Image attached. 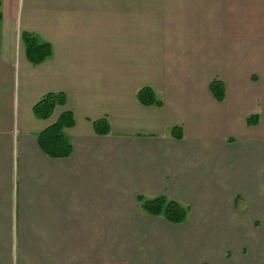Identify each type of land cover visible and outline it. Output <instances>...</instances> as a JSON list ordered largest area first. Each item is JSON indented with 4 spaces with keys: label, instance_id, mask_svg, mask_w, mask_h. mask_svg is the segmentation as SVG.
<instances>
[{
    "label": "crops",
    "instance_id": "1",
    "mask_svg": "<svg viewBox=\"0 0 264 264\" xmlns=\"http://www.w3.org/2000/svg\"><path fill=\"white\" fill-rule=\"evenodd\" d=\"M0 10V264H264V0ZM22 32L50 57L28 62ZM48 93L65 105L39 119ZM64 111L71 151L55 157L41 134ZM159 195L190 207L184 222L141 210Z\"/></svg>",
    "mask_w": 264,
    "mask_h": 264
},
{
    "label": "trees",
    "instance_id": "2",
    "mask_svg": "<svg viewBox=\"0 0 264 264\" xmlns=\"http://www.w3.org/2000/svg\"><path fill=\"white\" fill-rule=\"evenodd\" d=\"M0 10V23H1ZM21 44L24 49L25 57L33 65L43 62L51 55V47L48 43L39 40V38L28 32H22ZM210 91L213 97L221 101L224 97V86L221 81L213 80L210 84ZM137 99L144 105H160L149 88H142L137 93ZM66 102L63 93H48L38 100L33 106V114L39 119H48L56 106H64ZM252 117L247 119L250 123ZM74 123L71 112L64 111L59 117L49 125L41 135L43 142L48 147L49 154L55 157H65L70 154L71 145L65 136V129L71 127ZM93 128L96 133H107V124L104 120L93 122ZM172 132L176 138L182 136L180 129L175 127ZM40 135V136H41ZM141 210L148 215L161 217L169 223L179 224L185 221L190 207L182 204L165 195H159L153 198H144L139 196Z\"/></svg>",
    "mask_w": 264,
    "mask_h": 264
}]
</instances>
